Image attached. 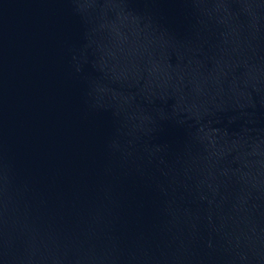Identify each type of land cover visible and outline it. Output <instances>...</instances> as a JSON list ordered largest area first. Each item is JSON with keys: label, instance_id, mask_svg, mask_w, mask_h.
Returning a JSON list of instances; mask_svg holds the SVG:
<instances>
[{"label": "water", "instance_id": "1", "mask_svg": "<svg viewBox=\"0 0 264 264\" xmlns=\"http://www.w3.org/2000/svg\"><path fill=\"white\" fill-rule=\"evenodd\" d=\"M0 264H264V0H0Z\"/></svg>", "mask_w": 264, "mask_h": 264}]
</instances>
